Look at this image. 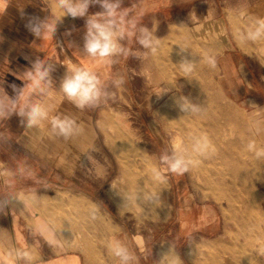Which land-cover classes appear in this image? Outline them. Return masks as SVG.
<instances>
[{"label": "rangeland", "instance_id": "1", "mask_svg": "<svg viewBox=\"0 0 264 264\" xmlns=\"http://www.w3.org/2000/svg\"><path fill=\"white\" fill-rule=\"evenodd\" d=\"M202 1L176 14L163 9L155 21L134 18L161 41L147 58H136L143 50L126 40L131 53L110 62L83 48L80 61L68 52L50 59L53 85L22 104L72 117L78 127L69 137L54 133L48 121L30 127L17 114L0 119V199L16 193L33 207L57 249L79 250L96 264H119L113 239L134 253V264H170L175 253L176 264H254L264 256V157L255 155L264 149V134L253 129V121L264 125V36L247 38L264 20V0ZM221 43L245 63L241 73H229L242 85L228 82L225 91ZM184 60L195 64L191 73L181 67ZM80 67L97 73L107 102L79 109L64 95L63 77ZM247 88L257 103L239 100ZM180 95L201 110L184 115L173 103ZM196 137L209 145L203 156L191 152ZM179 146L196 161L184 174L159 160Z\"/></svg>", "mask_w": 264, "mask_h": 264}, {"label": "crops", "instance_id": "2", "mask_svg": "<svg viewBox=\"0 0 264 264\" xmlns=\"http://www.w3.org/2000/svg\"><path fill=\"white\" fill-rule=\"evenodd\" d=\"M192 1L124 0L122 6L125 11L129 10V19L137 18L140 21L147 15L155 21L156 18L160 19L163 9L173 10L176 14L178 8H184ZM202 3L215 2L203 0ZM89 12L97 10L90 9ZM63 15L58 0H0V99L7 101L8 96L14 97L16 93L11 86L22 88L25 83L21 103L36 100L39 89L26 81L25 70L31 68L32 62L38 58L51 63V58L65 57L68 52L76 55L78 61L81 60L77 49L83 48L84 24L81 18L65 16L57 24L54 35L45 33L43 39L35 37L26 27L29 20L37 17L41 20L48 17L49 23L54 25ZM220 46L222 51L217 58L219 86L225 91L228 82L236 85L241 81L242 85L243 80L236 76L230 79L229 73H241L245 63L236 60V50L226 48L224 43ZM248 91L249 95L242 93L239 100L257 103V94L250 93L251 88H247ZM1 193L0 187V196ZM17 198L18 194L15 193L7 202L3 203L0 199V264H96L79 250L57 249V243L51 239L44 221L35 214L33 207L20 203ZM254 264H264V256Z\"/></svg>", "mask_w": 264, "mask_h": 264}, {"label": "clouds", "instance_id": "3", "mask_svg": "<svg viewBox=\"0 0 264 264\" xmlns=\"http://www.w3.org/2000/svg\"><path fill=\"white\" fill-rule=\"evenodd\" d=\"M124 0H58L59 7L64 15L60 17L54 25L49 23L48 17L41 20L33 18L29 20L26 27L37 38L43 39L45 33L54 35L56 26L65 16L85 19V31L83 34L82 54L101 61H111L116 55L128 56L131 50L123 44L126 40H134L143 50L137 53L136 58H147L149 54H156L160 47V38L156 36L146 26H141L136 19H129L124 10ZM93 6H99L100 11L90 13L89 9ZM264 36V20L258 21L254 31L247 33L249 40L255 41ZM181 48V47H180ZM181 50H185L181 48ZM209 64L215 67V61L209 60ZM183 70L191 73L194 65L187 60L180 63ZM54 71V65L46 62L44 59H36L32 62L31 68L25 70L26 81L30 82L43 92L44 85H53L51 73ZM16 93L14 97L8 96L7 101L0 99V119L10 118L12 114H17L27 118L28 126H37L43 121H48L54 133L65 138L69 137L78 127L77 122L69 116L54 114L50 106L41 103L22 104L21 99L24 95L22 88L16 85L11 86ZM60 88L64 95L72 101L79 109L86 107H96L101 102H107L109 93L102 84L97 73L87 68L80 67L73 71H68L63 77ZM174 105L184 113V115L196 113L201 110V106L194 103L187 96L173 97ZM253 129L257 135L264 134V125L258 121H253ZM249 150L255 149L254 143L247 145ZM209 145L203 138L193 139L191 152L197 156H203L208 152ZM257 158L264 157V149L255 150ZM160 164L169 172L175 174H184L194 166L196 161L189 154V149L184 146L174 147L170 152L161 154ZM159 176V170H156ZM112 254L119 260V264H134L138 259L133 252L120 240L113 239L110 242ZM170 252L165 256H168ZM16 257H14L15 259ZM180 260L175 253L170 264H176ZM181 261V260H180Z\"/></svg>", "mask_w": 264, "mask_h": 264}]
</instances>
